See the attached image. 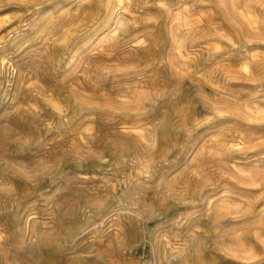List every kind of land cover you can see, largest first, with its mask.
<instances>
[{"label": "rangeland", "instance_id": "rangeland-1", "mask_svg": "<svg viewBox=\"0 0 264 264\" xmlns=\"http://www.w3.org/2000/svg\"><path fill=\"white\" fill-rule=\"evenodd\" d=\"M264 0H0V264H264Z\"/></svg>", "mask_w": 264, "mask_h": 264}, {"label": "bare ground", "instance_id": "bare-ground-1", "mask_svg": "<svg viewBox=\"0 0 264 264\" xmlns=\"http://www.w3.org/2000/svg\"><path fill=\"white\" fill-rule=\"evenodd\" d=\"M230 1V0H229ZM264 242V241H263Z\"/></svg>", "mask_w": 264, "mask_h": 264}]
</instances>
